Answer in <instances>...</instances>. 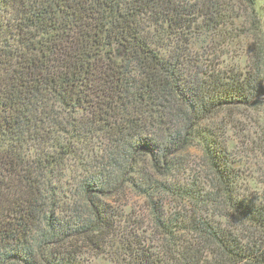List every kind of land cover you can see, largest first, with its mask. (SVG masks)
<instances>
[{
  "label": "trees",
  "instance_id": "16d2710c",
  "mask_svg": "<svg viewBox=\"0 0 264 264\" xmlns=\"http://www.w3.org/2000/svg\"><path fill=\"white\" fill-rule=\"evenodd\" d=\"M237 1L0 0V264H264L230 143L264 108V0Z\"/></svg>",
  "mask_w": 264,
  "mask_h": 264
},
{
  "label": "rangeland",
  "instance_id": "374dc122",
  "mask_svg": "<svg viewBox=\"0 0 264 264\" xmlns=\"http://www.w3.org/2000/svg\"><path fill=\"white\" fill-rule=\"evenodd\" d=\"M237 2L238 1L235 0L236 8ZM237 10L238 13L242 14V12H240L242 8H239ZM237 25L244 26V23L242 20H239L237 21ZM216 41L219 42L220 40L217 39ZM211 42H213L211 36L202 38L200 37L198 38V40L193 42L192 48L195 50H203ZM250 44L251 39L247 36L241 35V37H236L231 42L227 41L226 43H224L223 46H220L215 52L217 53V56L222 58L225 64L230 63L244 66V64L247 62V58H245V56L247 52H249L248 49L250 47ZM209 56V52L205 54V57L210 58ZM260 98L264 102L263 94L260 95ZM251 115L252 114L248 113L246 114V116L239 118L240 124L238 125L236 133H234L237 138L233 137L230 134V143L236 144L234 151L236 155L231 152V161L235 162V164L237 163V166H240V174L241 176H243L244 179L247 180V182L257 184L264 181V155L256 153L254 156L250 152V148H252L251 141H247L246 145H244L243 147H240V145L237 144L238 140H240V137H242L243 135H246L248 139H252V141L255 140L256 135L254 134L256 132L257 134H261V131L264 128V108H262V111L259 114H253L252 116ZM192 155L195 156V158L196 156H198L196 152H193ZM195 158L192 161H195ZM197 162L199 163L200 161ZM254 188L252 190L257 191L260 187L258 185H254ZM139 207L141 208V202L137 200H132V208L136 211H139ZM140 212H142V209H140ZM91 262L92 264H109L105 260V258L95 259Z\"/></svg>",
  "mask_w": 264,
  "mask_h": 264
},
{
  "label": "water",
  "instance_id": "95a60500",
  "mask_svg": "<svg viewBox=\"0 0 264 264\" xmlns=\"http://www.w3.org/2000/svg\"><path fill=\"white\" fill-rule=\"evenodd\" d=\"M263 89H262V94H263V96H264V82H263V87H262Z\"/></svg>",
  "mask_w": 264,
  "mask_h": 264
}]
</instances>
